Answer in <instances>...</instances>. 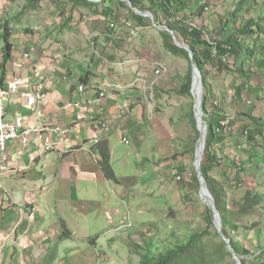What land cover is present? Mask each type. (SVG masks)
I'll return each mask as SVG.
<instances>
[{
  "label": "rangeland",
  "instance_id": "obj_1",
  "mask_svg": "<svg viewBox=\"0 0 264 264\" xmlns=\"http://www.w3.org/2000/svg\"><path fill=\"white\" fill-rule=\"evenodd\" d=\"M203 1L205 0H185V14L191 17L193 23L205 25L220 38L222 25L228 20L229 12L234 10L237 0H206L209 10L196 13L198 5ZM1 2L0 49L6 45L3 35L6 28L10 31L9 40L15 47L23 36L29 34L41 41L46 39L47 48L55 46L56 49L62 47L69 52L74 50L83 64L88 62L91 52L97 53L100 58L104 54L108 63L100 68L111 74L110 79L117 78L106 82V96H101L94 105L103 110L107 98L114 102L112 114L115 117L109 122L112 132L108 136V143L111 165L120 181L108 180L99 168L105 179L98 177L96 190L93 191L91 183L82 177L87 171H96L93 165L87 164L82 170H78L77 161L61 162V166L66 164L69 169L81 175L80 190L76 191L75 196L79 200L82 198L99 205L86 212L87 206L81 204L85 213L65 210L58 215L43 214L49 221L53 219L62 223L65 220L68 225L66 229L72 228L71 231L77 234L66 239L58 238L57 245L49 249L50 255L46 256L44 264H52L49 260L55 251L60 253V261L57 260L56 264H141L142 255L146 252L157 255L172 247L175 238L176 242L182 239L190 227L200 222L198 217L202 216L208 202L201 196L199 201L186 200L181 191L183 187L180 178L183 179V184L189 183L190 166L201 168L205 149L202 151L201 129L196 125L199 132L197 135L186 116L193 99L181 96L177 91L181 84L179 76L187 69L188 60L183 55L169 53L160 35L161 31L168 32L162 29L168 26L169 18L168 21L163 18L161 23H157L150 8H137L147 13L140 14L144 17L145 25L134 27L136 23L129 22L132 25L130 27L125 19H128V14L136 12L127 2L132 12L115 4L116 9L122 12L119 20L101 12L100 9L104 5L106 7L108 2L99 7H90L76 0H42L37 9H26L25 0ZM97 3L101 4L102 0ZM144 3L150 5L149 0ZM255 12L252 15L255 16ZM23 13L27 17H18L17 20L16 16H22ZM23 19L28 21L25 26L30 32L26 33L22 25L16 26V22ZM112 23L116 27H110ZM70 25L73 27L68 28ZM231 28L228 23L223 31L224 37L230 34ZM104 36L109 39L102 43L100 39ZM229 80L230 77L225 72L217 69L212 71L211 82L217 97L220 98L219 94L226 88ZM113 84L120 91L115 93ZM261 95H264V91ZM222 105L225 113L236 122V126L241 123V119H249L244 113L253 106L254 115L264 116V98L248 89L242 98H228ZM236 114L239 119L235 118ZM145 118L149 125L144 123ZM91 119L95 126H98L96 120L108 121L95 116ZM130 124H133V134L129 130ZM201 127L204 125L201 124ZM141 130L146 132L141 133V144L138 145L137 134ZM205 130L206 128H202L204 133ZM125 135L132 138L129 143L125 142ZM189 148H194L195 154L200 149L203 152L199 155L198 162L195 163L191 153L183 155L182 152ZM175 154L177 157L174 158ZM233 157L234 154H230L229 158ZM47 158L45 164L43 155L38 164L33 162L26 177L23 173L9 177L10 185H5L4 188L13 190L17 199L24 198L25 194L41 196V189L45 180H48V172H45V178L42 174L43 165L50 171L51 167H57L58 164L56 155L50 153ZM160 159L164 161L157 163ZM183 165L187 166L186 171L179 176L178 168ZM35 178L41 179L37 187L34 185ZM66 229L64 233H67ZM230 261L236 260L233 258Z\"/></svg>",
  "mask_w": 264,
  "mask_h": 264
},
{
  "label": "trees",
  "instance_id": "obj_2",
  "mask_svg": "<svg viewBox=\"0 0 264 264\" xmlns=\"http://www.w3.org/2000/svg\"><path fill=\"white\" fill-rule=\"evenodd\" d=\"M41 1L25 0V8L37 9ZM130 1L140 10L150 8L157 23H161L163 18L168 21L169 18L168 26L179 40L191 49L193 62L200 71L203 84L201 109L207 125V134L201 171L205 183L215 199L222 218V231L225 237L230 239L231 247L240 258L241 264H264V116L254 115L255 106H253L244 113L249 119H241V123L236 126V122L225 113L222 105V102L228 98H242L246 89L264 98V95H261L264 91V0H237L234 10L229 12L228 20L222 25L220 38L210 32L205 25L191 21V17L185 14L187 8L185 0H149V6L144 3L145 0ZM76 2L90 7H99L108 2L101 12L114 19L120 18L122 14L116 9V3L122 9L131 11L124 1L102 0L101 4L90 0H76ZM207 4L206 0L200 3L196 13L209 10ZM254 11H256L255 16L252 15ZM16 17L18 20V17L27 16L23 13L22 16ZM125 20L127 24L134 22L135 26L145 25L144 17L134 12L128 14V19ZM26 23L28 21L23 19L19 23L16 22V26L22 25L27 33L31 30L25 26ZM228 23L232 28L230 34L224 37L223 31ZM112 24L113 27H110H116L114 23ZM3 35L6 41L4 60L7 61L13 44L9 40L10 31L5 28ZM160 35L169 53L176 56L183 55L188 60L187 69L182 76H179L181 84L177 91L181 96L193 99L186 116L199 135L193 112L194 97L191 93L192 60L188 51L178 46L169 32L161 31ZM96 43L98 44L99 41ZM107 61L104 54L100 58L97 53L91 52L84 74L79 78L84 89L94 88L98 97L101 90L106 87L107 81L117 79H110L111 74L100 68L101 65H106ZM214 69L225 72L230 77L228 85L219 94L220 98L216 96L211 82V73ZM235 118L239 119L238 114ZM227 119L229 122L222 124ZM144 123L150 124L146 118ZM126 137L129 135H125V142L126 140L130 142L131 140ZM107 139L108 137L98 143H92V146L97 148L98 162L105 177L110 181L119 182L111 165V152ZM226 149L229 151L227 152ZM182 153L183 155L191 153L192 159H195L194 148ZM230 154H234V157L229 158ZM173 157H177L176 154ZM162 161L164 159H160L157 163ZM186 168L187 166H180L178 175L181 176ZM183 182L180 178L183 187L181 191L185 199L192 202L201 200V184L193 165L190 166L189 183L183 184ZM198 218L200 222L190 227L189 232L184 234L182 239L176 242L175 238L172 247L157 255L149 252L143 254L141 264H238L236 261H230L233 259V253L218 232L214 214L208 204L205 205L202 216ZM65 237H69L68 232Z\"/></svg>",
  "mask_w": 264,
  "mask_h": 264
},
{
  "label": "crops",
  "instance_id": "obj_3",
  "mask_svg": "<svg viewBox=\"0 0 264 264\" xmlns=\"http://www.w3.org/2000/svg\"><path fill=\"white\" fill-rule=\"evenodd\" d=\"M1 3L0 0V9L3 7ZM100 10L102 11L103 8ZM27 36H23L16 47L13 45L7 61L4 60V48L0 49V64L6 97V120L16 123L23 117L24 123L32 126L74 125L76 134L71 136L70 141L60 143L52 151H43L34 144L23 148L18 141L10 144V170L0 176V264H44L46 256L50 255L49 249L57 245L58 238L65 237L64 229L68 225L65 220L62 223L55 222L53 219L49 221L43 217V214L58 215L63 214L65 210L66 212L85 213V210L80 207L81 204L84 203L87 206L86 212L92 211L95 206L99 205L86 201V199L80 198L79 200L75 196L76 191L80 190L81 175L69 169L66 164L61 166V162L69 160L75 163L77 161L78 170H82L87 164L93 165L96 171H87L82 177L91 183L93 191L96 190L97 178H104V176L99 169L101 167L97 158V148L92 146V138L99 130L91 122V116L109 121H113L115 117L114 113L112 114L114 102L111 98H107L103 110L96 105L80 109L64 108V104L69 100L86 101L98 97L94 88L87 87L83 91L79 90L81 86L79 78L84 74L86 64L82 63L74 50L69 52L62 47L56 49L55 46L50 49L46 47V39L41 41L38 37L29 34ZM101 38L102 43L108 40L106 36ZM61 48L62 50H59ZM25 52L29 53V57L24 56ZM40 74L46 77L47 98L39 104L38 108L33 109L26 103L25 94L34 90ZM16 76L23 77L24 85L19 92L11 93L7 84ZM112 87L114 91L118 90L115 89L114 84ZM132 126L133 124H130L129 130L133 134ZM145 132L141 130L137 134L138 145L141 144V133ZM129 139L132 140L130 136ZM107 140L109 141V137ZM50 153L57 156L58 164H56L57 167H51L50 171L47 170L46 165H43L42 174L45 178L47 171L48 180H45L46 183L41 189V196L34 197L25 194L24 198L17 199L14 197L13 190L8 191L4 188L5 185H10L9 177L18 176L19 173H23L26 177V172L32 168V163L38 164L43 155L45 164ZM40 181L41 179L35 178L34 185L37 187ZM71 230L72 228L65 231L69 233V237L76 236L77 234ZM52 253L49 261L56 264L57 260L60 261V253L56 251Z\"/></svg>",
  "mask_w": 264,
  "mask_h": 264
},
{
  "label": "built area",
  "instance_id": "obj_4",
  "mask_svg": "<svg viewBox=\"0 0 264 264\" xmlns=\"http://www.w3.org/2000/svg\"><path fill=\"white\" fill-rule=\"evenodd\" d=\"M204 3V1H203ZM25 57H29V53H24ZM8 90L11 93L19 92L20 88L24 85V79L21 76H16L14 79L8 82ZM79 90L83 91L84 86H79ZM105 90H101L100 96L95 99H87L86 101H75L69 100L64 104V108L67 109H80L88 106L92 107L94 102H99L101 96H106ZM26 103L36 109L43 101L47 98V82L45 75L40 74L35 88L33 91L25 94ZM6 97L4 96L3 86V72L0 65V176L2 173L10 170V144L14 141H18L19 144L26 148L32 144L38 145L43 151L54 150L60 143L70 141L71 136L76 134L74 125H49L44 124L43 126H32L27 125L23 121V117L16 123H12L6 120V109H5ZM41 114V112H37ZM94 117V116H91ZM91 122H95L91 119ZM96 136L92 138L93 143H98L104 140L108 134L112 132V128L109 122L105 120H96ZM226 124V122H223ZM126 143H129L126 140Z\"/></svg>",
  "mask_w": 264,
  "mask_h": 264
},
{
  "label": "water",
  "instance_id": "obj_5",
  "mask_svg": "<svg viewBox=\"0 0 264 264\" xmlns=\"http://www.w3.org/2000/svg\"><path fill=\"white\" fill-rule=\"evenodd\" d=\"M90 1H94V2H99L101 0H90ZM126 2H128L131 6V1L130 0H124ZM133 9L135 10L136 13L138 14H141V15H147V13H144V11H140L138 10L136 7L133 6ZM162 30H166L168 31L175 43L180 46L181 48H184L185 50L188 51L189 55H190V58L192 60V63H191V67H192V87H191V93L194 97V105H193V112H194V117H195V120H196V125H197V128L201 129L200 128V125H204V127L206 128L205 130V133H204V138H203V131L201 129V133H202V138H203V142L201 143V146H202V151L205 149V146H206V133H207V125H206V122H205V119H204V113L203 111H201L200 107H198L197 105V101H196V97L194 95V82L197 78V76L199 77V82L201 83V88H202V91H203V84H202V81H201V75H200V71L198 69V67L196 66V64L193 62V53L191 51V49L189 48V46L183 42H181L177 35L174 33V31L172 30V28L170 26H165ZM197 152V151H196ZM203 154V152H201ZM199 161V153L196 154V157H195V163ZM197 172H198V179L200 181V196L203 197L202 195V190H203V184H204V177H203V174L201 172V168H198L197 167ZM208 192L210 193V199L208 201V205L211 207L212 209V212L214 214V217H215V226L218 230V232L220 233V235L222 236V238L226 241L227 243V247L228 249L233 253V258L237 261L238 264H241V260L240 258L238 257V255L234 252L233 248L231 247V244H230V239H228L227 237H225L223 231H222V218L217 210V207H216V203H215V199L212 195V193L210 192V190L207 188Z\"/></svg>",
  "mask_w": 264,
  "mask_h": 264
},
{
  "label": "bare ground",
  "instance_id": "obj_6",
  "mask_svg": "<svg viewBox=\"0 0 264 264\" xmlns=\"http://www.w3.org/2000/svg\"><path fill=\"white\" fill-rule=\"evenodd\" d=\"M193 92H194V95L196 97L197 105H198V107H200L201 101H202V93H203V91H202L201 83L199 82V77L198 76H197V78H196V80L194 82V90H193ZM202 128L205 129V127H201V129ZM203 138H204V132H203ZM201 154L202 153H201V149H200L199 150V155H201ZM202 195H203V198L208 202L209 199H210V193L208 192L207 187H206L205 184L203 185Z\"/></svg>",
  "mask_w": 264,
  "mask_h": 264
},
{
  "label": "clouds",
  "instance_id": "obj_7",
  "mask_svg": "<svg viewBox=\"0 0 264 264\" xmlns=\"http://www.w3.org/2000/svg\"><path fill=\"white\" fill-rule=\"evenodd\" d=\"M121 1H124V0H121ZM124 2H126V1H124ZM205 2V1H204ZM128 3V2H127ZM129 4V3H128ZM132 4V3H131ZM130 5V4H129ZM131 6V5H130ZM133 6V5H132ZM137 8V7H136ZM138 14V13H137ZM140 15V14H139ZM129 25H130V23H129ZM110 26H112L113 27V24H110ZM135 26V25H134ZM138 26V25H137ZM179 39V38H178ZM1 65V64H0ZM2 68V67H1ZM202 81V80H201ZM98 98V97H97ZM95 99V98H94ZM202 102V101H201ZM200 109H201V106H200ZM201 111H202V109H201ZM223 122H226V124L229 122V120L227 119V120H225V121H223ZM223 122H222V124H223ZM207 134V133H206ZM108 135H110V134H108ZM93 143V142H92ZM195 157H196V154H195ZM199 168V167H198ZM195 169H196V171H197V167H195ZM202 172V171H201ZM205 181V180H204ZM204 184H205V182H204ZM203 184V185H204ZM206 185V184H205ZM206 187H207V185H206ZM237 262V261H236Z\"/></svg>",
  "mask_w": 264,
  "mask_h": 264
}]
</instances>
